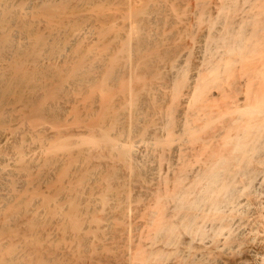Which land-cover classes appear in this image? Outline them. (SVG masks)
<instances>
[{"label":"bare ground","instance_id":"bare-ground-1","mask_svg":"<svg viewBox=\"0 0 264 264\" xmlns=\"http://www.w3.org/2000/svg\"><path fill=\"white\" fill-rule=\"evenodd\" d=\"M0 264H264V0H0Z\"/></svg>","mask_w":264,"mask_h":264}]
</instances>
